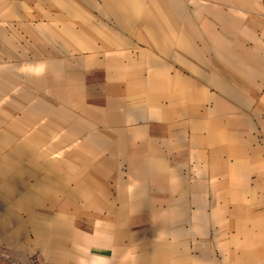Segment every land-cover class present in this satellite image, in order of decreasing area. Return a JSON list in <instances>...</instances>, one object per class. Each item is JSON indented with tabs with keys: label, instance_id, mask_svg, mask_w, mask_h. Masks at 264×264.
Masks as SVG:
<instances>
[{
	"label": "crops",
	"instance_id": "obj_1",
	"mask_svg": "<svg viewBox=\"0 0 264 264\" xmlns=\"http://www.w3.org/2000/svg\"><path fill=\"white\" fill-rule=\"evenodd\" d=\"M36 1L45 101L0 139L9 262L264 264V0Z\"/></svg>",
	"mask_w": 264,
	"mask_h": 264
},
{
	"label": "rangeland",
	"instance_id": "obj_2",
	"mask_svg": "<svg viewBox=\"0 0 264 264\" xmlns=\"http://www.w3.org/2000/svg\"><path fill=\"white\" fill-rule=\"evenodd\" d=\"M32 1V2H31ZM34 5L39 2L28 0ZM24 7V0H0V139L7 142L8 137L14 136L15 140L21 142L25 137V121L31 120V115L36 117L38 113H27L26 108L39 106L44 92L39 86L45 80L43 68L46 66L28 61H39V33L38 28L35 32L27 33L25 38L24 19L19 16V11ZM36 9V8H35ZM34 12V11H33ZM29 25L30 22H28ZM31 28L37 26V21L32 22ZM49 36H55L49 33ZM26 46L27 49H24ZM31 47V48H30ZM55 66H49V70ZM52 93V92H50ZM33 119V117H32ZM33 126H27V133ZM0 173L7 171L8 161L6 154L8 147L1 144ZM33 161L32 164H39ZM15 178L12 177L14 181ZM35 179V180H34ZM8 178L0 177L1 184H5ZM33 183L40 180L39 177L32 178ZM14 184V183H13ZM16 201L19 199V193H13ZM3 227L1 226V229ZM9 251L6 242H0V264H11L9 262ZM35 263V259L31 258ZM16 264H23L16 262Z\"/></svg>",
	"mask_w": 264,
	"mask_h": 264
}]
</instances>
